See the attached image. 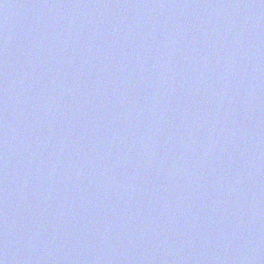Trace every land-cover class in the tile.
<instances>
[{"label":"water","instance_id":"1","mask_svg":"<svg viewBox=\"0 0 264 264\" xmlns=\"http://www.w3.org/2000/svg\"><path fill=\"white\" fill-rule=\"evenodd\" d=\"M3 264H264V0H0Z\"/></svg>","mask_w":264,"mask_h":264},{"label":"snow or ice","instance_id":"2","mask_svg":"<svg viewBox=\"0 0 264 264\" xmlns=\"http://www.w3.org/2000/svg\"><path fill=\"white\" fill-rule=\"evenodd\" d=\"M0 264H3V262H2V261H0Z\"/></svg>","mask_w":264,"mask_h":264}]
</instances>
